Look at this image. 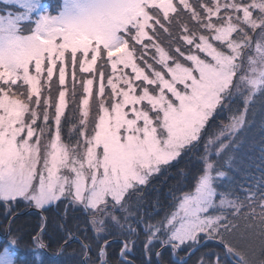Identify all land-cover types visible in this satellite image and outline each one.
<instances>
[{
	"label": "snow or ice",
	"instance_id": "obj_1",
	"mask_svg": "<svg viewBox=\"0 0 264 264\" xmlns=\"http://www.w3.org/2000/svg\"><path fill=\"white\" fill-rule=\"evenodd\" d=\"M0 264H264V0H0Z\"/></svg>",
	"mask_w": 264,
	"mask_h": 264
},
{
	"label": "trees",
	"instance_id": "obj_2",
	"mask_svg": "<svg viewBox=\"0 0 264 264\" xmlns=\"http://www.w3.org/2000/svg\"><path fill=\"white\" fill-rule=\"evenodd\" d=\"M22 219H27V217H23V215H22ZM68 252H69V254H71V253H72V249L69 248V249H68Z\"/></svg>",
	"mask_w": 264,
	"mask_h": 264
}]
</instances>
